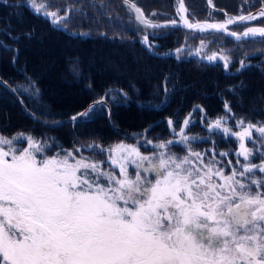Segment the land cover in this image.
I'll use <instances>...</instances> for the list:
<instances>
[{
    "label": "snow or ice",
    "instance_id": "6c2138e0",
    "mask_svg": "<svg viewBox=\"0 0 264 264\" xmlns=\"http://www.w3.org/2000/svg\"><path fill=\"white\" fill-rule=\"evenodd\" d=\"M30 3L34 11L65 28L63 22L71 12L84 14L82 7L69 5L60 15L59 8L48 11L45 2ZM124 3L143 25L141 43L149 49L157 34L151 33L150 41L147 29L178 23L194 31H223L237 40L264 37V27H247L242 33L227 27L264 18V0L257 13L227 16L218 23L181 15L187 11L184 0H177L181 20L165 23L145 16L132 0ZM175 51L179 54L183 49ZM200 51L198 47L196 53ZM204 58L211 62L218 56ZM219 58L227 68L229 57ZM100 103L103 98L94 102ZM93 107L71 120L83 121ZM225 109L231 112L227 103ZM173 123L168 120L170 128ZM190 123L186 118L178 133L173 128L176 139H145L144 145L153 149L147 154L140 150L139 141L107 147L93 141L65 149L31 135L0 134V264H264V175L256 174L257 170L264 174V152H260L264 122L245 124L240 119L236 122L240 131L224 126V117L209 125V130H221L240 142L236 155L243 157V163L237 159L235 165L217 158L227 157L228 152L196 151L192 142L203 138L186 133ZM253 130L258 139L253 138ZM23 139L28 146L16 147L14 142ZM245 140L254 147H247ZM174 145L182 146L184 155L171 151ZM50 147L58 149L51 156ZM82 149L104 154L105 159L86 156ZM257 153L259 164L252 163Z\"/></svg>",
    "mask_w": 264,
    "mask_h": 264
},
{
    "label": "trees",
    "instance_id": "16d2710c",
    "mask_svg": "<svg viewBox=\"0 0 264 264\" xmlns=\"http://www.w3.org/2000/svg\"><path fill=\"white\" fill-rule=\"evenodd\" d=\"M132 1H148L143 12L150 15V8H158L160 0ZM24 2L26 0H0V123L7 122L8 127L3 129H14L15 136L24 134L44 140L41 134H46V139L52 131H57L67 140L56 134L52 138L62 139L56 144L68 149L76 147L75 142L110 143L150 124L149 131L162 127V122L156 121L158 112L152 108L166 96L171 100L164 111H160L162 115L173 111L182 98L180 92L185 90L182 106L203 99L209 105L205 94H211L213 83L221 79V73L215 68L199 69L195 63L176 64L171 57L149 53L136 38L133 13L121 0H97L93 18L99 16L101 32L87 35L71 30L69 24V29L64 28L42 15L33 14ZM51 2L52 6L59 4L56 0ZM82 6V3L74 5ZM119 9L130 13V17L126 18ZM114 11H118L117 16ZM75 13L81 12L73 11L68 16ZM87 18L92 19V15ZM114 22L123 27V39L114 33L116 28H111ZM161 47L170 48L166 43ZM258 74L246 76L245 82L263 80ZM184 84L189 86L173 94L175 85L177 88ZM164 90L168 91L165 97ZM244 95L253 105H258L259 100L264 101V87L248 85ZM102 98L104 103L94 104ZM93 105V111L83 121H65L54 128L25 114L28 110L40 118L61 121ZM35 123L44 126L47 132L40 134L26 129ZM26 143V139L18 140L17 147L24 148Z\"/></svg>",
    "mask_w": 264,
    "mask_h": 264
},
{
    "label": "flooded vegetation",
    "instance_id": "af4514ba",
    "mask_svg": "<svg viewBox=\"0 0 264 264\" xmlns=\"http://www.w3.org/2000/svg\"><path fill=\"white\" fill-rule=\"evenodd\" d=\"M147 2L148 1H135L142 10H145L144 7L148 6ZM163 2L164 1L159 2L160 6H165L167 9L158 8L156 11L152 12L158 14L162 13V17L176 19L178 22L181 20V15H186L189 20H207L217 23L224 22L227 16H238L241 13L244 15H247L248 13L255 14L261 7V0H212L211 4L208 3V0H184V7L187 11L181 15H177V8L179 7L177 0H172L171 5L163 4ZM24 6L35 15L43 14L42 12L37 13L34 11L30 0H26ZM46 17L49 19L48 16ZM133 20L135 22L134 33L138 34L136 38L141 41V38L145 34L143 25L139 24L135 19ZM253 26L264 27V18L257 17L255 20L231 24L227 27L229 31L242 33L247 27ZM158 30L162 29H147V32L150 34V41L152 40L151 33L155 32L157 34L153 47L151 49L146 48L149 53L156 56L171 57L176 64L190 62L195 63L199 69H204L206 67L215 68L217 72L221 73L222 77L219 80H215L213 83L211 94H209L210 92H206L205 94V97L209 100V102H207L209 105L204 103L203 99L200 101L192 100L188 106H182L181 102L184 101L182 99L186 94L185 90L180 92L182 98L176 107L174 105L173 111L163 114L165 120L162 122V127L158 130L154 129L155 131H149L152 128L151 126L150 129L146 130L144 133H138L139 131L132 132L119 141H124L128 144H136L137 141H139L141 145L140 150L147 154L153 149L152 145H144L145 139L154 142L176 139L177 137L173 133V128L178 133L180 128L183 127V121L186 118H189L191 123L185 129L186 133L189 136L203 138L192 142V146L196 151H206L214 148L217 154L221 151L229 153L227 157H217L225 164L228 160H231L233 165H235L237 159L243 163V157H237L236 155V152L239 150L240 142L232 135H225L221 130H209V125L218 118L224 117L226 120L224 126L232 128L233 131H240V129L236 127V122L240 119H244L245 124L248 122L253 124L264 122V101L262 102L263 105H260V100L258 105L255 103L253 105L244 95L247 93L248 85L259 88L264 87V79L246 82L244 79L246 76H254L258 73L257 76L264 78V37L257 35L256 37L234 40L228 38L226 34L222 32H212L209 30L204 32L199 30L194 31L187 29L181 23H178L177 26L173 27L174 38H176L177 45L174 48L170 47L163 49L161 47L162 43L160 42V39L165 35L164 33L160 34ZM201 41L204 42L203 47L201 46ZM143 46L146 47L145 44H143ZM193 46H200V53L197 54L196 50L192 49ZM177 48L183 49L180 53L183 56L176 53L175 50ZM213 53H216L218 56L216 60L210 62L204 58ZM224 55L229 57L227 68L224 67V61L219 58ZM194 58L197 59L198 62L197 60L195 61ZM241 61L244 62V67H241ZM176 85H178V83ZM176 85L173 88V94H178L180 89L183 90L189 86L188 84H184L182 87L179 86L176 88ZM166 93H168V91L164 90V97L166 96ZM170 100L171 97L168 98V96H166L165 99H162L160 102L162 111H164ZM225 103L231 108V112H227L225 109ZM169 119L174 122L171 128L168 125ZM253 138H259V133H256L255 130H253ZM245 144L249 148L254 147L251 141L245 140ZM58 145L68 149L62 144ZM256 147L259 148V145H256ZM57 150L56 147H53L47 151V154L51 156ZM171 151L184 155V148L180 145L172 146ZM260 152H264V148H260ZM83 153L88 154V150L86 149ZM211 154V151H208L209 157ZM94 155L100 160V154L95 153ZM104 159L105 156L102 154L101 160ZM260 162L261 158L259 153H257L252 158V163L259 164ZM104 167L107 168V164H105ZM226 171H230V169H226ZM256 174L257 176L264 175L261 174L259 170H257Z\"/></svg>",
    "mask_w": 264,
    "mask_h": 264
},
{
    "label": "rangeland",
    "instance_id": "374dc122",
    "mask_svg": "<svg viewBox=\"0 0 264 264\" xmlns=\"http://www.w3.org/2000/svg\"><path fill=\"white\" fill-rule=\"evenodd\" d=\"M47 1H50V0H37L38 3L39 2H45V3H47ZM56 1L59 3L57 6H52V5H50V4L47 3L49 5V7L47 8L48 11H56L57 8H59V9H62L63 12H65L69 5H73L74 6V5H78V4H81V3L83 4L82 8L86 10V11L84 10V14H81V13L71 14L63 22V24H65L66 26L69 24L71 30L79 31L83 35H87V34H91V33H96L98 31L101 32V30L99 29V26H98L99 25L98 24V20L96 18H93V16H92V19H88L87 18V16L89 14L90 15L94 14L93 11H95V9L93 8V6H94V4H96L97 0H56ZM86 2H90V3L87 4ZM121 2L124 4V2L122 0H121ZM158 4H159L158 5V8H160V9L161 8L162 9L163 8L164 9H167V7H165V6H162L161 7L159 2H158ZM79 6H81V5H79ZM106 24L108 25V23H106ZM57 25H60L61 26V24H57ZM110 26H111L112 29L116 28V31L114 33L117 34V36L119 38L123 39V37H124V30L122 29L123 27H121V25L119 23H117V22L112 23ZM66 28H68V26ZM166 29L168 31H171V29H173V27L166 28ZM74 31H73V33H74ZM158 32L161 34V33L164 32V30L163 29L162 30H158ZM198 47L200 48V46H193L192 49L193 50H196ZM179 55H181V54L179 53ZM181 56H183V55H181ZM194 60L196 61L197 59L194 58ZM197 62H198V60H197ZM260 105H263L262 102H261ZM6 124H7V122H1L0 123V134H2L5 137H8V138L14 137L15 134L12 133V132H14V129H10V128L9 129L8 128L7 129H3V127H8V125H6ZM29 126H31V123H30ZM29 126L26 129H31L32 130L31 132H33V133L37 132V133H40L41 134V133H43V131H46L47 132L46 128L44 126L40 125V124H36L35 123L34 126L32 125L33 127H29ZM15 132H16V130H15ZM45 135L46 134H41L42 138L44 140H47L49 142V145H52L53 141L55 143H57L58 141H61L62 140V139L59 140V139L50 138L52 136H49V138L46 137V139H45ZM52 135H54V132H53ZM92 142L93 141H90V140L89 141H86V142H83V144H81L80 142H75L76 143V147L75 148H79L81 145L89 144V143H92ZM95 142L97 144L103 145L105 147H107L109 144L114 143V142L102 143L101 141H95ZM14 143L16 144V147H17L18 141L14 142ZM27 146L28 145L26 143V147ZM3 147L5 148V150H7V147L8 146L7 145H4ZM52 148L53 147H50L47 151H49ZM87 150H88V154L85 153L84 155L87 156V155H94L95 154V152L93 150H90V149H87ZM101 159H102V154H100V160Z\"/></svg>",
    "mask_w": 264,
    "mask_h": 264
},
{
    "label": "bare ground",
    "instance_id": "6f19581e",
    "mask_svg": "<svg viewBox=\"0 0 264 264\" xmlns=\"http://www.w3.org/2000/svg\"><path fill=\"white\" fill-rule=\"evenodd\" d=\"M161 1H164L163 2V4H167V5H171L172 4V0H160L159 2H161ZM47 3L48 4H50V5H53V3L51 2V0L50 1H47ZM158 8H150V12H152V11H156ZM119 12H123V15H125V17L126 18H128V17H130V13L129 14H127L126 13V11L125 10H123V9H119ZM113 13H115L116 15L115 16H117V14H118V11H114ZM153 13V12H152ZM60 14L61 15H64L65 14V12H63V10L62 9H60ZM171 14V13H170ZM96 14H92V16H95ZM42 16H44V14H42ZM121 16H122V13H121ZM120 16V17H121ZM146 16L147 17H149L150 19H152L154 22H157V23H159V22H162V23H165L166 21H168V20H171L170 18H164V17H162V13H159V14H157L156 16H151V15H147L146 14ZM45 17V16H44ZM45 18H47V17H45ZM98 18H99V16H96V19L98 20ZM108 19V18H107ZM201 22H203V21H201ZM209 23H217V22H213V21H208ZM169 28H171V27H169ZM164 30V35H165V37H171V39H160V42L161 43H163V44H167L168 46H170L171 48H174L176 45H177V43H176V38H174V32H173V29L171 30V31H168L166 28L165 29H163ZM209 31H212V32H222V33H224L223 31H215V30H209ZM146 48L148 49V47L146 46ZM168 77V76H167ZM119 92H121L123 95H124V93H123V91L121 90H119V89H117ZM149 109H151V108H149ZM153 110H155V112H158V115H157V120L156 121H160V122H163L165 119L163 118V115H162V113L160 112L161 110H162V107H161V104H160V101L158 102V104H157V106L154 108H152ZM43 119H45V120H48V121H50V123H51V125H49L48 127L49 128H54V127H57V126H60V125H63V123L62 124H59V122H60V120H55V119H46V118H43ZM54 124V125H53ZM147 126H145L143 129H141V130H139V132H141V131H144V129L146 128ZM148 129H150V128H148ZM147 129V130H148ZM146 131V130H145ZM144 131V132H145ZM52 132H54V134H56V135H59L60 137H62V138H64V139H66L67 140V138H65L64 137V134H61V133H59V132H57V131H52Z\"/></svg>",
    "mask_w": 264,
    "mask_h": 264
},
{
    "label": "water",
    "instance_id": "95a60500",
    "mask_svg": "<svg viewBox=\"0 0 264 264\" xmlns=\"http://www.w3.org/2000/svg\"><path fill=\"white\" fill-rule=\"evenodd\" d=\"M123 2H124V0H122ZM133 2V1H132ZM125 4V3H124ZM125 5H127V4H125ZM128 6V5H127ZM133 12H134V17L136 16V13H135V11L133 10ZM45 16V15H44ZM46 17V16H45ZM137 21V20H136ZM138 22V21H137ZM159 23H162V22H159ZM253 27H259V26H253ZM188 29V28H187ZM224 34H226L225 32H224ZM226 36L228 37V38H232V39H234V40H237L235 37H231L230 35H227L226 34ZM249 37H251V36H249ZM241 39H244V38H241ZM25 114L27 115V116H29L32 120H34V121H37V122H39V123H42L43 125H46V126H49V125H51V123H50V121H48V120H45V119H43V118H40V117H38V116H36V115H34V114H32L30 111H28V110H25ZM71 118L72 117H70L69 119H67V120H61L60 122H59V124H62V123H65V121L66 122H71L72 120H71ZM54 125V124H53ZM151 125L152 124H150V125H148L145 129H144V131L145 130H147L148 128H150L151 127ZM184 126V125H183ZM144 131H141V133H144ZM138 133H140V132H138Z\"/></svg>",
    "mask_w": 264,
    "mask_h": 264
}]
</instances>
